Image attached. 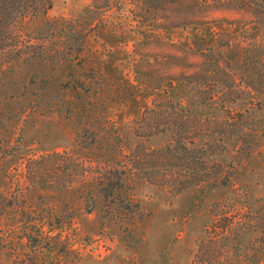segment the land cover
Returning a JSON list of instances; mask_svg holds the SVG:
<instances>
[{
  "label": "rangeland",
  "instance_id": "1",
  "mask_svg": "<svg viewBox=\"0 0 264 264\" xmlns=\"http://www.w3.org/2000/svg\"><path fill=\"white\" fill-rule=\"evenodd\" d=\"M52 1L49 19L78 20L94 28L91 57L102 74L92 80V88L105 90L89 101L74 99L71 116L63 109L53 111L34 97L46 99L47 89L35 84L31 66L14 61L10 43L1 49L0 264H264L259 253L264 251V222L257 220L264 215V135L253 138L254 132L247 130L246 144L237 141L241 131L222 142L218 135L200 138L198 146L207 140L217 143L210 149H218L216 154L203 157L211 174L225 172L215 186L210 179L196 182L185 172L168 178L169 172L153 166L145 175L148 181L138 180L130 161L137 145L151 152L168 140L134 132V122L164 91L184 99L189 110L223 119L224 97L213 107L203 105L199 86L188 87L179 78L196 72L208 49L219 48L220 34L236 46L257 36L243 0ZM226 106L249 120H264V107L259 111L252 106L245 113L246 107L238 103ZM56 152H69L75 164L92 166L75 171H89L87 178L67 189L33 186L28 162ZM118 157L131 181L107 195L102 173L116 169ZM64 180L57 185L63 187ZM8 202L16 206L7 207ZM224 203L234 213L243 206L252 208L249 215L242 210L251 220L245 219L238 237L217 239L207 233L215 206ZM22 211L30 216L24 218ZM32 218L46 220L40 225L45 248L34 244L33 227L39 223H31ZM68 220L65 229L56 230ZM50 223L56 238L45 240L52 232Z\"/></svg>",
  "mask_w": 264,
  "mask_h": 264
},
{
  "label": "trees",
  "instance_id": "2",
  "mask_svg": "<svg viewBox=\"0 0 264 264\" xmlns=\"http://www.w3.org/2000/svg\"><path fill=\"white\" fill-rule=\"evenodd\" d=\"M240 4L252 15L251 30H255L258 33L257 36L245 38L241 46H236V43L225 33L220 34L216 40L219 48L208 49L203 53V61L199 69L190 74H183L179 78L188 87L199 86L198 94L202 95L200 102L203 105L209 104V107H213L219 97H224L226 102H221L220 109L223 119L215 120L208 115L189 110L184 99L170 97L169 93L164 91L153 100L151 105L145 107L140 119L134 122V132L138 136L151 138L161 134L168 137L161 147L151 149V152H146L143 144L136 146L133 154L130 155V161L134 176L138 180L148 181L145 175L153 166L164 168L165 172L170 173V176L169 174L165 176L168 178L177 179L181 173L185 172L189 178L196 179V182L210 179V185L215 186L225 172L219 173L220 171L217 170L211 174L210 164L203 157L215 155L218 149L213 148L212 152L210 149L217 143L215 140L213 142L207 140L203 145L198 146L200 138L218 135L221 137L218 142H222L223 138L231 140L232 136L238 135L241 131L242 135L237 137V141L246 144L244 133L247 130L254 132L253 138L264 135V125H261L264 120H254V116H251L253 111L250 112L253 118L250 117L251 120H249L243 114H234V111L226 106L227 103L230 105L238 103L246 107L245 113L252 106H257L259 111L264 107V0H243ZM52 7V0H0V51L10 43L12 48L8 53H14V61L21 60L23 64L31 66L35 84L38 82L47 89L46 99L40 94H35L34 97L39 101L37 103L48 104L53 111L63 109L65 114L71 116L74 114L71 105L74 99L89 101L92 97H101L100 93L105 90L92 88L94 85L92 80H96L102 74L99 63L91 57L93 53L90 41L95 31L94 28L78 20L49 19L47 13ZM29 20H33L31 26L28 25ZM260 35L261 39L258 38ZM220 37L227 39L223 40ZM87 74L92 76L87 78L90 81L85 80ZM43 91V88L39 89V92ZM256 97H259V100L254 104ZM60 103L66 106L62 107ZM247 125L248 128H246ZM123 150L121 148L119 151L123 152ZM117 159L116 169L105 168L102 173V180L107 182V187H103L102 190L106 191L107 195H114L116 191L123 190L131 181L126 171L128 168L122 165L120 157ZM211 164L212 166L220 165L217 162ZM27 167L33 186L41 189H67L87 178L89 174V171L82 174L75 171L92 166H88L86 162L75 164L69 152H56L30 160ZM122 168L123 170H120ZM227 179L228 177L223 178L224 181ZM63 180L65 181L63 187L57 185ZM10 205H12L10 208L16 206L12 202L6 204L7 207ZM227 206L226 203L221 204L220 208L216 205L217 212L215 216L210 217L211 228L207 226V233L213 234L217 239L238 237L236 231L239 232L243 228L245 219L251 220L250 216L245 217L242 214V210H245L248 215L251 214V206L236 208V213ZM22 213L24 218L30 216L23 211ZM257 218L259 222L260 218L264 222V215L263 218L261 216ZM32 221L39 223L33 227L36 229L34 244L35 242L36 246L43 244L42 247L45 248L46 243L40 240L43 234L40 225L46 220L32 218L30 222L33 223ZM67 223L69 220L60 222L57 229L50 223L52 232L44 239L53 240L55 234L52 233L58 229L61 232L68 225ZM261 239H264L262 235ZM53 244L58 246L59 240H55ZM259 253L264 259V251Z\"/></svg>",
  "mask_w": 264,
  "mask_h": 264
}]
</instances>
